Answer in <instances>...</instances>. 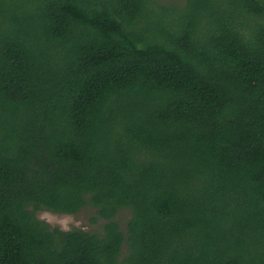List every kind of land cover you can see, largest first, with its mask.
<instances>
[{"label": "trees", "instance_id": "16d2710c", "mask_svg": "<svg viewBox=\"0 0 264 264\" xmlns=\"http://www.w3.org/2000/svg\"><path fill=\"white\" fill-rule=\"evenodd\" d=\"M0 264H264V0H0Z\"/></svg>", "mask_w": 264, "mask_h": 264}, {"label": "rangeland", "instance_id": "374dc122", "mask_svg": "<svg viewBox=\"0 0 264 264\" xmlns=\"http://www.w3.org/2000/svg\"><path fill=\"white\" fill-rule=\"evenodd\" d=\"M160 4L170 7L171 5H182L184 0H157ZM7 20L9 17V11L7 13ZM35 215L38 219L49 223L51 226H57L63 230L71 229L72 227H78L85 231H102V224L103 220L99 219L97 222H91V217L93 215V209L90 207H83L78 211L76 214H59L54 213L48 210H38L35 212ZM131 214L130 211L126 208L118 211L115 215V220L118 221L120 230L123 233H126L127 230V221L130 218ZM130 253V247L126 238L124 239L121 250L120 256L118 259L122 261L125 259L128 254Z\"/></svg>", "mask_w": 264, "mask_h": 264}]
</instances>
